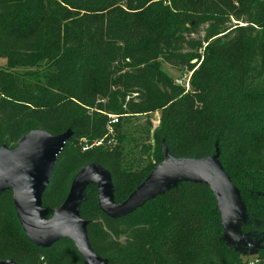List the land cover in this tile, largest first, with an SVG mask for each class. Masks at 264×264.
Returning a JSON list of instances; mask_svg holds the SVG:
<instances>
[{"label": "trees", "instance_id": "obj_1", "mask_svg": "<svg viewBox=\"0 0 264 264\" xmlns=\"http://www.w3.org/2000/svg\"><path fill=\"white\" fill-rule=\"evenodd\" d=\"M0 57V147L33 129L71 132L41 197L45 218L88 162L110 172L120 203L163 159V143L177 158L217 147L244 206L240 231L264 236V0H0ZM162 62L192 70L189 88ZM154 111L152 133L147 122L143 140L128 139L123 117ZM83 139L102 142L83 149ZM97 190L86 185L78 211L106 264H264V248L248 260L224 238L204 181L179 179L117 218L101 211ZM8 259L88 264L71 240L32 243L4 188L0 260Z\"/></svg>", "mask_w": 264, "mask_h": 264}, {"label": "water", "instance_id": "obj_2", "mask_svg": "<svg viewBox=\"0 0 264 264\" xmlns=\"http://www.w3.org/2000/svg\"><path fill=\"white\" fill-rule=\"evenodd\" d=\"M70 133L69 129L56 135L44 129H33L25 133L12 149L0 147V191L4 188L12 190L17 219L25 236L35 245L49 247L57 241L68 239L88 264H106L93 251L86 233L87 221L78 211L86 185L89 182L97 184L101 211L117 218L140 207L179 179L208 183L217 200L224 238L234 243L237 249L238 246L252 244L241 239L243 236L237 235L235 231H229L235 214L243 210L244 206L238 188L222 168L217 147L215 153L205 157L177 158L169 154L163 143V159L120 203L113 201L110 172L98 162H88L72 178L63 202L49 218H45L46 209L41 207V197L49 183L57 155ZM0 264L18 263L8 259L0 260Z\"/></svg>", "mask_w": 264, "mask_h": 264}, {"label": "rangeland", "instance_id": "obj_3", "mask_svg": "<svg viewBox=\"0 0 264 264\" xmlns=\"http://www.w3.org/2000/svg\"><path fill=\"white\" fill-rule=\"evenodd\" d=\"M202 33L203 31H200L199 34L201 35ZM192 36L197 37L198 35L192 34ZM202 49L203 47H199L196 49V52L202 53ZM195 60L196 59H193L192 62H194ZM4 62H5L4 58L0 57V66H2ZM162 67L172 78L182 76V73L180 71H178L172 65L166 62H162ZM159 117H160L159 111L151 112L148 115L139 114V115L123 117L122 123L127 131L128 139L138 138L139 142H140V139L143 140L145 138L146 127L149 126L150 133H152L153 129L157 127L159 124ZM147 122H150L151 124L147 126ZM128 158L132 159L134 158V156H132V158L128 156ZM245 221H246L245 210L244 209L238 210L233 218V224L231 228L229 229V231L231 232L235 231L237 235L243 236V237H240L241 239L252 242V244L238 246V249L241 250L244 259L253 260L257 249H261L264 247V236L257 237V235H255L254 233L251 234L250 232H247V233L241 232L240 225L244 223ZM230 222H232V220H230ZM253 241H255V243H253Z\"/></svg>", "mask_w": 264, "mask_h": 264}, {"label": "built area", "instance_id": "obj_4", "mask_svg": "<svg viewBox=\"0 0 264 264\" xmlns=\"http://www.w3.org/2000/svg\"><path fill=\"white\" fill-rule=\"evenodd\" d=\"M191 73H192V70L183 71L181 77L174 78V82L176 84L183 86L185 89H188L190 86L189 80H190ZM117 122H118V116H116L114 114L110 115L108 123H107V127H106L108 133H110V134L112 133V126H113V124H115ZM83 142H84L83 149H85V148H87L93 144L94 145H100L102 140H97L91 145H88L87 143H85L86 141L84 139H83Z\"/></svg>", "mask_w": 264, "mask_h": 264}]
</instances>
